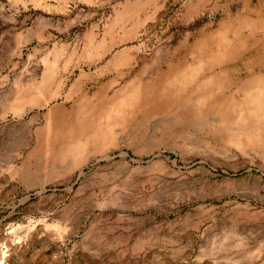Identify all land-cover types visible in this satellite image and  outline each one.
<instances>
[{"label":"rangeland","instance_id":"374dc122","mask_svg":"<svg viewBox=\"0 0 264 264\" xmlns=\"http://www.w3.org/2000/svg\"><path fill=\"white\" fill-rule=\"evenodd\" d=\"M202 56L211 100L187 82L76 152L46 123ZM255 76L264 0H0V264H264V119H229Z\"/></svg>","mask_w":264,"mask_h":264},{"label":"bare ground","instance_id":"6f19581e","mask_svg":"<svg viewBox=\"0 0 264 264\" xmlns=\"http://www.w3.org/2000/svg\"><path fill=\"white\" fill-rule=\"evenodd\" d=\"M210 37L213 38L214 36ZM219 46L221 47V44ZM223 55L224 53L219 49L218 53H214L210 58H212L211 60L214 63H217ZM208 61L209 59L202 56L195 66L190 68L188 66L181 71H173L174 65L168 63L164 70L158 71L156 79L153 82L141 84L136 79H133L122 89L114 90L109 95L104 91L105 87L102 85L101 90H99L102 97L95 99L96 101H92V97L84 92L77 100L73 101L69 110L60 108L59 106L48 109V113L45 116L46 123L50 125L55 135H59V138L62 136L68 142L66 145L68 150L66 151L76 152L82 148V144L85 141H82L81 136H84L86 142L88 141L87 138L89 140L90 138L91 140L94 138L98 139L100 146L105 145L112 140L111 133L113 126L123 120L126 121V117L130 118L133 108L142 105L143 102H149V105H158L161 108L169 107L176 94H179L184 89V86H187L185 84L194 81L192 89L201 92L200 98L194 97L195 99L192 102L194 106L198 105L201 101L208 100L216 89L224 87L226 82L224 77L221 78L220 73L212 71L201 75L198 74L200 70L204 69L203 66ZM53 73L54 64L51 63L43 75V86L46 84L50 85L49 82L54 75ZM58 85H61V83ZM239 86L245 87V100L235 107V113L231 114L232 116L229 119H264V76H255L252 80L242 82ZM158 89L160 90L159 96L152 97L153 92ZM56 93V90H54L51 96H55ZM232 99L230 98L226 102H222L219 109L225 110L232 107L234 103ZM194 100L197 101L195 102ZM30 101L39 103L41 102V98L39 94L31 95ZM85 105L88 106L85 107ZM76 136L77 138H75ZM47 140V136L45 135L42 144L49 151L52 146L48 144Z\"/></svg>","mask_w":264,"mask_h":264}]
</instances>
